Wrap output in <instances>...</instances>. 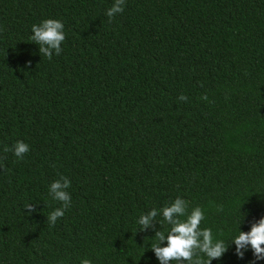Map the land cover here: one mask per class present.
Masks as SVG:
<instances>
[{
    "label": "trees",
    "instance_id": "obj_1",
    "mask_svg": "<svg viewBox=\"0 0 264 264\" xmlns=\"http://www.w3.org/2000/svg\"><path fill=\"white\" fill-rule=\"evenodd\" d=\"M113 3L0 0V264H160L170 225L138 220L177 196L229 244L211 264H264L231 242L264 216V0H125L109 20ZM48 18L51 59L30 40Z\"/></svg>",
    "mask_w": 264,
    "mask_h": 264
},
{
    "label": "clouds",
    "instance_id": "obj_2",
    "mask_svg": "<svg viewBox=\"0 0 264 264\" xmlns=\"http://www.w3.org/2000/svg\"><path fill=\"white\" fill-rule=\"evenodd\" d=\"M124 4L125 0H114L112 6L106 11L109 20L123 12ZM31 31L30 40L39 45V52L48 59L52 58L53 53L56 55L61 53V45L66 39L62 21L53 18L44 19L39 24H33ZM200 98L208 99L206 94H202ZM178 99L187 101L188 98L181 94ZM9 150L13 151L18 159H23L30 149L27 143L17 141L11 149L7 146L4 148V152ZM2 159L3 157H0V160ZM3 168L4 165L0 164V169ZM70 183L68 177L61 176L50 184L49 190L53 199L62 203V207H57L48 215L47 220L51 225H55L57 219L64 215V210L70 207L71 196L67 191ZM25 209L28 210V214L37 210L34 203H27ZM158 214H162L164 221L170 225L166 233L155 230L154 236L157 242L151 245L160 264H173V262L175 264H211L213 259L221 258L227 251L229 244L223 240L215 239L210 228L200 227L204 219L201 207L196 206L189 212L188 201L177 196L160 210L152 208L147 213L141 214L138 220L141 226L139 231L153 227V222L156 221ZM182 217L184 219H181ZM165 241H167L166 244H164ZM231 242L235 244L236 254L239 257L243 258L244 252L250 246L256 260L264 259V216L252 222L251 228L247 232L239 228V234L233 237ZM198 253L206 256L207 260H202ZM81 264H92V262L85 258L82 259Z\"/></svg>",
    "mask_w": 264,
    "mask_h": 264
}]
</instances>
